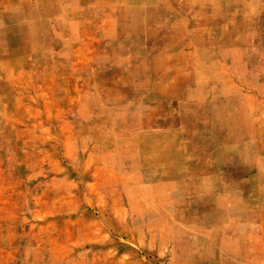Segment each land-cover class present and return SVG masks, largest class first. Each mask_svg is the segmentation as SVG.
<instances>
[{"label":"rangeland","instance_id":"rangeland-1","mask_svg":"<svg viewBox=\"0 0 264 264\" xmlns=\"http://www.w3.org/2000/svg\"><path fill=\"white\" fill-rule=\"evenodd\" d=\"M0 264H264V0H0Z\"/></svg>","mask_w":264,"mask_h":264}]
</instances>
